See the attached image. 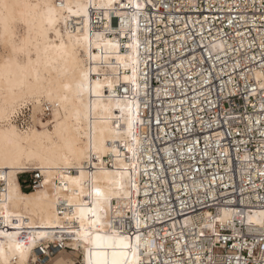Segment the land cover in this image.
<instances>
[{
	"label": "built area",
	"instance_id": "built-area-1",
	"mask_svg": "<svg viewBox=\"0 0 264 264\" xmlns=\"http://www.w3.org/2000/svg\"><path fill=\"white\" fill-rule=\"evenodd\" d=\"M116 11L109 23L91 9L90 30L134 51L137 74L132 83L124 70L92 78L112 79L106 97L137 104L135 155L117 142L115 154L85 165L88 173L136 166L137 201L109 213L114 233L141 230L149 242L141 264H264V219L247 222L264 213V0H142L124 17ZM53 119L44 103L38 113L24 105L13 121L27 130ZM18 181L31 192L44 175L28 169ZM5 191L0 181V200ZM57 208L61 217L70 209ZM70 234L39 245V264L71 251Z\"/></svg>",
	"mask_w": 264,
	"mask_h": 264
},
{
	"label": "bare ground",
	"instance_id": "bare-ground-1",
	"mask_svg": "<svg viewBox=\"0 0 264 264\" xmlns=\"http://www.w3.org/2000/svg\"><path fill=\"white\" fill-rule=\"evenodd\" d=\"M141 3L0 0V44L6 51L0 54V181L6 185L0 200V264L41 263L35 249L56 243L62 231L71 233L68 246L77 248L84 264L145 260L149 242L141 230L114 233L108 219L115 206L135 205L136 166L121 161L116 170L85 168L92 154H115L117 142L135 155L140 121L133 100L105 96L112 79L92 78L93 73L112 78L124 70L120 77L132 83L138 66L134 51L123 53L115 40L91 33V9L103 11L110 23L113 10L124 17ZM73 22L76 28L70 27ZM44 103L59 112L50 125L23 130L13 121L24 105ZM28 169L40 170L44 183L24 192L18 174ZM61 201L70 208L64 217L57 208ZM263 219L264 213H256L247 222L259 226ZM63 253L45 264H64Z\"/></svg>",
	"mask_w": 264,
	"mask_h": 264
},
{
	"label": "rangeland",
	"instance_id": "rangeland-1",
	"mask_svg": "<svg viewBox=\"0 0 264 264\" xmlns=\"http://www.w3.org/2000/svg\"><path fill=\"white\" fill-rule=\"evenodd\" d=\"M21 31L23 32V28H21ZM1 49L3 51H1ZM0 51H1L0 54H2V55L6 54V51H5L4 47L1 44H0ZM41 107H42V105L33 107L34 113H38L40 111ZM58 116H59V112H56L54 110V119H56ZM39 125L40 126H46L47 124L39 123ZM69 247L72 250L71 251H64V253H63V260H65L64 264H76L77 262H80L81 264H84V262H83L84 257H83V255L81 253H79L77 248L72 247V246H69Z\"/></svg>",
	"mask_w": 264,
	"mask_h": 264
}]
</instances>
